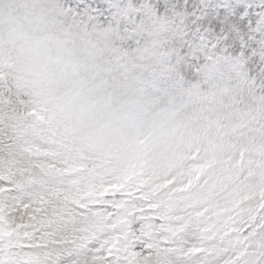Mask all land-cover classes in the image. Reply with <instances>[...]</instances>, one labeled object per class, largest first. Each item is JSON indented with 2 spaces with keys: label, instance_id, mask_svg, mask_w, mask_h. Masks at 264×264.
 Wrapping results in <instances>:
<instances>
[{
  "label": "clouds",
  "instance_id": "obj_1",
  "mask_svg": "<svg viewBox=\"0 0 264 264\" xmlns=\"http://www.w3.org/2000/svg\"><path fill=\"white\" fill-rule=\"evenodd\" d=\"M107 8L106 0H0V69L12 74L26 110L44 118L39 133L29 130L5 152L32 169L26 192L68 187L62 181L73 177L54 175V162L91 166L98 158L161 179L209 164L196 187L178 193L188 205L227 175L264 176V72L241 62L209 74L174 53L178 40L162 42L165 54L149 34L130 37L125 22L100 14ZM25 143L45 151L30 154ZM207 203L191 207L189 218Z\"/></svg>",
  "mask_w": 264,
  "mask_h": 264
},
{
  "label": "rangeland",
  "instance_id": "obj_2",
  "mask_svg": "<svg viewBox=\"0 0 264 264\" xmlns=\"http://www.w3.org/2000/svg\"><path fill=\"white\" fill-rule=\"evenodd\" d=\"M114 13L108 7L100 14ZM162 23L149 19L152 27ZM11 75L0 69V264H264V176L249 182L239 173L227 175L188 205L178 193L196 187L209 164L161 179L144 167L98 158L91 166L54 162V175L73 177L62 181L68 187L49 186L39 197L27 193L32 169L5 152L29 130L39 133L44 118L26 110ZM24 151L45 150L25 143ZM208 201L189 218L191 207Z\"/></svg>",
  "mask_w": 264,
  "mask_h": 264
},
{
  "label": "snow or ice",
  "instance_id": "obj_3",
  "mask_svg": "<svg viewBox=\"0 0 264 264\" xmlns=\"http://www.w3.org/2000/svg\"><path fill=\"white\" fill-rule=\"evenodd\" d=\"M106 4L115 8L113 19L130 26V37L147 32L157 43L178 40L174 53L198 69L203 65L209 74L241 62L249 71L264 72V0H106ZM96 8L102 11L99 5ZM46 11L40 6L42 15ZM150 18L163 23L152 27Z\"/></svg>",
  "mask_w": 264,
  "mask_h": 264
}]
</instances>
